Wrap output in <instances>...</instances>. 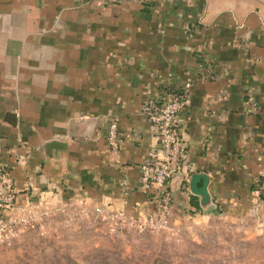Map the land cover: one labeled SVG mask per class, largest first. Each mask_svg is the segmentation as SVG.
<instances>
[{
  "label": "crops",
  "instance_id": "0c3cea01",
  "mask_svg": "<svg viewBox=\"0 0 264 264\" xmlns=\"http://www.w3.org/2000/svg\"><path fill=\"white\" fill-rule=\"evenodd\" d=\"M187 82L171 214L264 216V0H0V163L15 211L55 198L151 212L141 165L159 142L144 103Z\"/></svg>",
  "mask_w": 264,
  "mask_h": 264
},
{
  "label": "rangeland",
  "instance_id": "374dc122",
  "mask_svg": "<svg viewBox=\"0 0 264 264\" xmlns=\"http://www.w3.org/2000/svg\"><path fill=\"white\" fill-rule=\"evenodd\" d=\"M41 199L0 232V264H264V216L173 213L161 229Z\"/></svg>",
  "mask_w": 264,
  "mask_h": 264
},
{
  "label": "built area",
  "instance_id": "2783aa9c",
  "mask_svg": "<svg viewBox=\"0 0 264 264\" xmlns=\"http://www.w3.org/2000/svg\"><path fill=\"white\" fill-rule=\"evenodd\" d=\"M99 5L131 0H94ZM145 2L147 0H135ZM191 84L187 82L179 91H169L162 99L147 100L144 113L157 128L159 145L151 149L147 159L141 165L139 187L149 197L153 210L146 214L132 215L126 210L103 211L115 218L116 222L138 226L140 228L161 229L169 222L172 210V196L169 185L172 179L183 169L187 154V142L182 136L179 115L190 102ZM107 142L109 147L119 152L122 141L116 120L109 125ZM17 192L13 179L0 163V232L8 230L18 218L15 211Z\"/></svg>",
  "mask_w": 264,
  "mask_h": 264
}]
</instances>
